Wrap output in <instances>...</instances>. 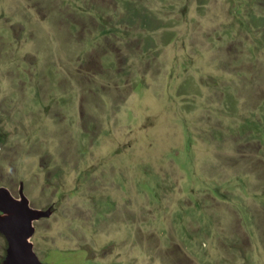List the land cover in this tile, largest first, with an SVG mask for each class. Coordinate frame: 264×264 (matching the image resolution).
<instances>
[{"label":"rangeland","instance_id":"1","mask_svg":"<svg viewBox=\"0 0 264 264\" xmlns=\"http://www.w3.org/2000/svg\"><path fill=\"white\" fill-rule=\"evenodd\" d=\"M20 185L42 264H264V0H0Z\"/></svg>","mask_w":264,"mask_h":264},{"label":"water","instance_id":"2","mask_svg":"<svg viewBox=\"0 0 264 264\" xmlns=\"http://www.w3.org/2000/svg\"><path fill=\"white\" fill-rule=\"evenodd\" d=\"M50 214V210L31 209L21 186L19 199H14L7 189L0 188V233L7 242L3 264H42L29 240L33 235V221Z\"/></svg>","mask_w":264,"mask_h":264},{"label":"trees","instance_id":"3","mask_svg":"<svg viewBox=\"0 0 264 264\" xmlns=\"http://www.w3.org/2000/svg\"><path fill=\"white\" fill-rule=\"evenodd\" d=\"M131 7L132 6L129 5V7H127V9L128 8L131 9V10H134L135 9L137 13L135 12V13L132 14V12L128 10L129 12L127 14L130 15V16H132V19L134 20V22L137 23V21H138L140 23H143V21H147V19H146L147 16H148L147 13H144V11L142 9H139L140 8L139 6H136V8H134V7L131 8ZM142 15H143V17H142V20L143 21L141 22V16ZM143 25H145V24H143Z\"/></svg>","mask_w":264,"mask_h":264},{"label":"flooded vegetation","instance_id":"4","mask_svg":"<svg viewBox=\"0 0 264 264\" xmlns=\"http://www.w3.org/2000/svg\"><path fill=\"white\" fill-rule=\"evenodd\" d=\"M21 186V185H20ZM14 198V197H13ZM19 198V197H18ZM18 198H14V199H18Z\"/></svg>","mask_w":264,"mask_h":264}]
</instances>
